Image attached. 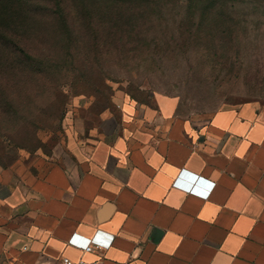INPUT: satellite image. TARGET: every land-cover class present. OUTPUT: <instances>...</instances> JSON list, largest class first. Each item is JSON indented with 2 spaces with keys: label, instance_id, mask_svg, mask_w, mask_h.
Masks as SVG:
<instances>
[{
  "label": "crops",
  "instance_id": "obj_1",
  "mask_svg": "<svg viewBox=\"0 0 264 264\" xmlns=\"http://www.w3.org/2000/svg\"><path fill=\"white\" fill-rule=\"evenodd\" d=\"M118 103L94 143L71 132L0 181L4 262L264 264V106L190 119Z\"/></svg>",
  "mask_w": 264,
  "mask_h": 264
},
{
  "label": "rangeland",
  "instance_id": "obj_2",
  "mask_svg": "<svg viewBox=\"0 0 264 264\" xmlns=\"http://www.w3.org/2000/svg\"><path fill=\"white\" fill-rule=\"evenodd\" d=\"M73 1L0 0V181L67 150L71 132L94 143L121 96L190 119L264 106V0H133L89 47L91 14Z\"/></svg>",
  "mask_w": 264,
  "mask_h": 264
},
{
  "label": "trees",
  "instance_id": "obj_3",
  "mask_svg": "<svg viewBox=\"0 0 264 264\" xmlns=\"http://www.w3.org/2000/svg\"><path fill=\"white\" fill-rule=\"evenodd\" d=\"M77 1H76L77 4L72 3V7L75 8V6L79 5L77 8L78 17L80 16L79 20H82L86 16H88V14H91L90 19L85 20V21H89L88 26L90 30L88 33L92 34L90 38L86 39L83 43L86 47L99 45L98 39H100L99 37L100 32L103 33L102 22L104 20L107 21L109 26L113 28V27H117V25H119V22H122L123 19L131 20L133 18V15H135V13L138 12V9L136 7H133V3H132L133 0H97V2L95 3L96 5L95 4L90 5L92 1L95 0H77ZM218 2L219 0H217L216 3ZM141 8L143 7L141 6ZM95 14H99L98 18L101 19L100 20L101 25L97 22L96 23L91 22V20L94 19ZM213 15L209 17L210 19H205L207 24L213 25L214 22H216L214 19H212V18H216L213 17ZM105 28L107 29L106 25ZM104 33L108 34L106 31H104ZM82 39L84 40V36Z\"/></svg>",
  "mask_w": 264,
  "mask_h": 264
},
{
  "label": "built area",
  "instance_id": "obj_4",
  "mask_svg": "<svg viewBox=\"0 0 264 264\" xmlns=\"http://www.w3.org/2000/svg\"><path fill=\"white\" fill-rule=\"evenodd\" d=\"M99 244H88L85 246V250L86 251H91L93 250L95 247H99ZM60 264H98L96 261H89L85 258H80V259H72L70 256H64L60 262Z\"/></svg>",
  "mask_w": 264,
  "mask_h": 264
}]
</instances>
